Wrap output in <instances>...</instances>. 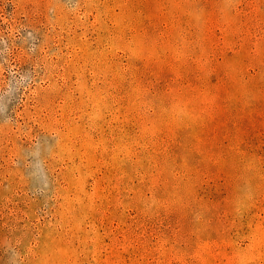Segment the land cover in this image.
<instances>
[{"label":"rangeland","instance_id":"1","mask_svg":"<svg viewBox=\"0 0 264 264\" xmlns=\"http://www.w3.org/2000/svg\"><path fill=\"white\" fill-rule=\"evenodd\" d=\"M0 264H264V0H0Z\"/></svg>","mask_w":264,"mask_h":264}]
</instances>
